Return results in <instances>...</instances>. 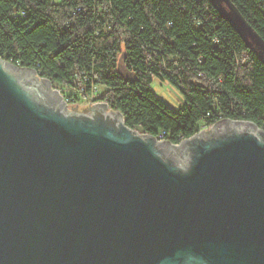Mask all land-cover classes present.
<instances>
[{
	"label": "water",
	"instance_id": "95a60500",
	"mask_svg": "<svg viewBox=\"0 0 264 264\" xmlns=\"http://www.w3.org/2000/svg\"><path fill=\"white\" fill-rule=\"evenodd\" d=\"M0 264H264V131L172 144L0 56Z\"/></svg>",
	"mask_w": 264,
	"mask_h": 264
},
{
	"label": "trees",
	"instance_id": "16d2710c",
	"mask_svg": "<svg viewBox=\"0 0 264 264\" xmlns=\"http://www.w3.org/2000/svg\"><path fill=\"white\" fill-rule=\"evenodd\" d=\"M228 2L264 41V0ZM0 56L172 144L221 120L264 131V59L214 0H0ZM154 78L177 86L178 108Z\"/></svg>",
	"mask_w": 264,
	"mask_h": 264
},
{
	"label": "rangeland",
	"instance_id": "374dc122",
	"mask_svg": "<svg viewBox=\"0 0 264 264\" xmlns=\"http://www.w3.org/2000/svg\"><path fill=\"white\" fill-rule=\"evenodd\" d=\"M55 2H58L59 0H54ZM219 5L221 6L222 10L230 15L234 22L243 29L244 35L247 37L249 43L258 51L259 55L264 59V41L260 39V37L254 33L250 25L239 15V13L229 5L228 0H216ZM153 88L157 92V94L168 103L169 106L173 108H178L180 104L182 103V97L179 92V89L177 86L171 84L168 81H162L158 78H154L153 80ZM52 86L57 89H61V84H53ZM61 92V91H60ZM62 93V92H61ZM63 99L66 100V98L63 96ZM90 102L88 99H81L79 101V105H85ZM66 103H68L66 101ZM209 126H201V130L208 128ZM185 139V138H184ZM184 139H182L180 142L175 144H180Z\"/></svg>",
	"mask_w": 264,
	"mask_h": 264
},
{
	"label": "flooded vegetation",
	"instance_id": "af4514ba",
	"mask_svg": "<svg viewBox=\"0 0 264 264\" xmlns=\"http://www.w3.org/2000/svg\"><path fill=\"white\" fill-rule=\"evenodd\" d=\"M25 86L30 92H32L35 95L37 99L41 100L42 102H47V98L40 90H37L34 86L30 84H25Z\"/></svg>",
	"mask_w": 264,
	"mask_h": 264
},
{
	"label": "built area",
	"instance_id": "2783aa9c",
	"mask_svg": "<svg viewBox=\"0 0 264 264\" xmlns=\"http://www.w3.org/2000/svg\"><path fill=\"white\" fill-rule=\"evenodd\" d=\"M66 101H67V99H66ZM68 102V101H67ZM163 133H165V131H163ZM161 137V136H160ZM158 140H164L163 138H160V139H158Z\"/></svg>",
	"mask_w": 264,
	"mask_h": 264
}]
</instances>
